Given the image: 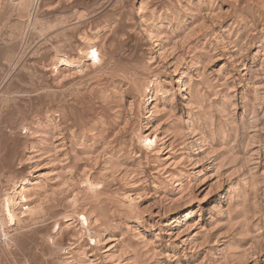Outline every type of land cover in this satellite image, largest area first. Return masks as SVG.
Instances as JSON below:
<instances>
[{
    "label": "rangeland",
    "instance_id": "obj_1",
    "mask_svg": "<svg viewBox=\"0 0 264 264\" xmlns=\"http://www.w3.org/2000/svg\"><path fill=\"white\" fill-rule=\"evenodd\" d=\"M32 1L0 0V195L36 169L39 217L0 264H264V0ZM87 38L105 69L56 73Z\"/></svg>",
    "mask_w": 264,
    "mask_h": 264
},
{
    "label": "bare ground",
    "instance_id": "obj_2",
    "mask_svg": "<svg viewBox=\"0 0 264 264\" xmlns=\"http://www.w3.org/2000/svg\"><path fill=\"white\" fill-rule=\"evenodd\" d=\"M31 1L32 0H20L19 4L17 6V11H18L19 15H21L20 17L24 18V16H27V15H28V17L31 16L29 14L30 13V6H31V3L33 2V1L32 2ZM33 7H35V6H33ZM23 18H18L17 23L15 24L17 29H21L23 27L24 23H27L30 21L31 17H29L28 19L27 18L23 19ZM78 58H80V60H77ZM82 59H86L89 62L87 64L91 68H94L96 70L105 69L104 66L106 67V64L105 65L103 64L102 55L99 52V49L97 48V44L95 43V41H93L92 38H87V39H85V41L83 43V47L78 50L77 57H75V56L73 57L72 55L70 56L67 53L57 52L54 55V62H53L54 69L53 70L56 71V73H59V71H62V69H66V68H72L73 69V67H74V68H77L78 72H82L84 70L83 65L85 64ZM108 69H109V67L107 68V70ZM157 83H158L157 78L148 80L146 86L143 87L142 91L143 90L149 91L150 85L152 86V85L156 84V86H157ZM58 112H60V111H58ZM148 112L150 114V111H148ZM54 115H59V114L55 112ZM49 121H48V125H51V122H49ZM44 126L45 125L42 123L37 124V127H39V128L44 127ZM25 128H27V127H25ZM36 132H39V131H35L34 133H36ZM157 132L158 131L156 130L153 133H146V132H140L139 133V135H138L139 140L142 143L143 142L146 143V144H144V148L151 150L157 144V140H160V138H162V137L158 138ZM35 135L38 136L37 139L40 140V142L42 144L47 143L44 139V136H43L44 133L41 132V133H37ZM158 143H159V141H158ZM142 147H143V145H142ZM158 150H160V149H158ZM34 151H36V150L34 149ZM34 151L31 150V152H34ZM149 152H151V151H149ZM152 153H155V151ZM34 170H36V169H32L29 172V175L22 176V177L18 178L17 180L13 181L12 185H10L8 188H6L4 190V192L0 195V240L2 241V244H4L3 246H6L7 250L9 249V247H11L14 244V242H15L14 235L18 233L16 231L14 233H11L13 231V229H15L17 226L19 227V224L21 225V223L23 221H27L28 219L29 220L32 219V217L35 214H36L35 216H38V213H37L38 209L36 210V208L32 207L33 205H31L30 197H29L30 189L33 186H36L37 183L39 182L37 179V176H33L34 174L31 173V172H34ZM89 185L91 186V183ZM75 215L78 216V218H77V216H76V218L78 219V221L80 223L79 225H81L83 228L89 230V228H90V226H89L90 220L88 217L89 214L87 215L86 211H84L82 209L80 212L76 213ZM68 217H69V215H68ZM32 221L33 220H31V222ZM63 221H66V219H64ZM10 227H12V228L9 229ZM87 233H88V231H87ZM89 233H90V231H89ZM89 239L92 241L91 245L98 244L97 243L98 242L97 235L91 234ZM7 250H5V251H7ZM68 254H69V256H66V258H64L65 261H63V262H65L66 264H74L76 257H74V255H73V250H71ZM76 261H78V260H76ZM61 264H63V263H61ZM76 264H78V263H76Z\"/></svg>",
    "mask_w": 264,
    "mask_h": 264
}]
</instances>
